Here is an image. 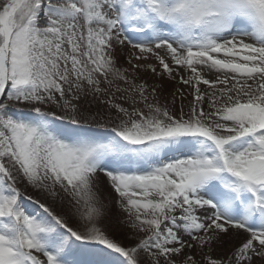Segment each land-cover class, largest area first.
Wrapping results in <instances>:
<instances>
[{"label": "snow or ice", "instance_id": "snow-or-ice-1", "mask_svg": "<svg viewBox=\"0 0 264 264\" xmlns=\"http://www.w3.org/2000/svg\"><path fill=\"white\" fill-rule=\"evenodd\" d=\"M0 264H264V0H0Z\"/></svg>", "mask_w": 264, "mask_h": 264}, {"label": "rangeland", "instance_id": "rangeland-1", "mask_svg": "<svg viewBox=\"0 0 264 264\" xmlns=\"http://www.w3.org/2000/svg\"><path fill=\"white\" fill-rule=\"evenodd\" d=\"M106 191H110V190L106 189ZM112 195H113V197H114V194H112ZM105 223H108V221H105Z\"/></svg>", "mask_w": 264, "mask_h": 264}]
</instances>
